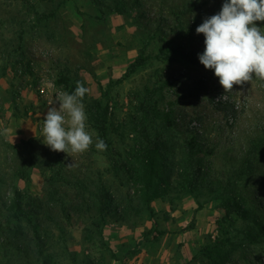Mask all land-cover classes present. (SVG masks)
I'll list each match as a JSON object with an SVG mask.
<instances>
[{"label":"rangeland","instance_id":"obj_1","mask_svg":"<svg viewBox=\"0 0 264 264\" xmlns=\"http://www.w3.org/2000/svg\"><path fill=\"white\" fill-rule=\"evenodd\" d=\"M222 2L0 0V264H213L204 250L216 243L231 252L227 264H264V238L252 242L247 214L227 206L235 199L264 222V79L225 91L197 59L195 28ZM168 48L178 54L158 59ZM140 55L146 64L121 80ZM60 75L101 103L103 151L44 144V114L66 92ZM146 89L172 121L155 197L130 184L125 166ZM192 137L202 149L196 182L185 169Z\"/></svg>","mask_w":264,"mask_h":264},{"label":"clouds","instance_id":"obj_2","mask_svg":"<svg viewBox=\"0 0 264 264\" xmlns=\"http://www.w3.org/2000/svg\"><path fill=\"white\" fill-rule=\"evenodd\" d=\"M264 0H223L220 10L206 17L195 28L203 35L204 48L197 55L205 70H211L222 89L234 84L264 79ZM88 89L76 81L72 93L59 92L54 105L43 117L42 139L55 152L82 153L89 146L103 151L107 146L100 137L93 141L82 103Z\"/></svg>","mask_w":264,"mask_h":264},{"label":"trees","instance_id":"obj_3","mask_svg":"<svg viewBox=\"0 0 264 264\" xmlns=\"http://www.w3.org/2000/svg\"><path fill=\"white\" fill-rule=\"evenodd\" d=\"M122 12V11H121ZM36 13V12H35ZM47 15H40L39 19L47 18ZM178 54L176 49L168 48L167 50L161 51L160 55L157 56L158 59H168L171 55ZM23 60V55L19 57L15 62ZM147 60L144 59L141 55L128 67L126 73L122 77L121 80H126L132 74H134L138 68L142 67L146 64ZM62 75V74H61ZM60 75V76H61ZM76 81L69 76H61L57 80V85H61L66 92L72 93L75 88ZM82 83V80L80 81ZM152 91L146 89L145 99L141 104L142 115L138 117L133 125L132 132L134 134L133 146L130 151L127 152L128 155V163L126 162L125 166L126 171L130 174V184L134 187H137L140 192H145L149 194L151 197H155L152 187L154 182V175L157 171V158L161 152L169 149L168 142L166 139V130L172 126L171 117L168 113L161 114L160 111L157 110L156 103L152 100ZM84 103L86 105V113L90 124L94 126L100 138L104 140L106 143L107 129H106V114L102 109L101 103L97 100L90 99L88 100L86 97L83 98ZM155 114V115H154ZM159 115V117H156ZM154 116L155 120H160L161 130L154 129L151 127L152 117ZM188 152L190 153L187 158V164L185 165L186 172L189 173L193 177V181H197L200 176V163L201 160L195 159L202 152L201 146L198 143V140L195 137L189 141ZM190 156V157H189ZM198 160V161H197ZM246 164L248 168H252L253 165L251 163L250 158L246 160ZM244 169H241L239 173H243ZM60 174V172H58ZM191 181V184L194 182ZM57 194L56 189L53 191ZM139 194V192L137 191ZM229 193V191L227 192ZM226 193V194H227ZM18 204L21 207L20 202ZM227 206L229 209H241L242 212L246 213V217H241L242 219L249 220L247 221L250 225L243 230V234L249 236V230H255L257 233L253 235L254 238L252 242H258V237L264 238V222L258 220V216L255 215L250 218V211H248L242 204L236 202V200L232 199V201H228ZM40 238V237H39ZM250 240V239H248ZM251 241V240H250ZM230 251L226 250L224 243H216L211 247H207L204 250V256L213 262V264H227L229 261Z\"/></svg>","mask_w":264,"mask_h":264}]
</instances>
